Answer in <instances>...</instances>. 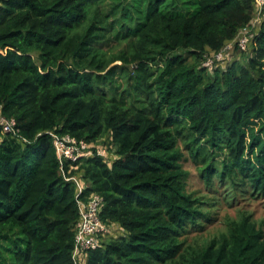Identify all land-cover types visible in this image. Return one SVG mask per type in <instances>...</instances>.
I'll list each match as a JSON object with an SVG mask.
<instances>
[{
    "label": "trees",
    "instance_id": "16d2710c",
    "mask_svg": "<svg viewBox=\"0 0 264 264\" xmlns=\"http://www.w3.org/2000/svg\"><path fill=\"white\" fill-rule=\"evenodd\" d=\"M255 17V0H0V113L28 140L0 132V264H74L76 185L49 130L118 155L66 167L123 229L82 264H264L248 210L199 236L219 201L264 200V21L202 65ZM189 158L221 197L189 191Z\"/></svg>",
    "mask_w": 264,
    "mask_h": 264
},
{
    "label": "built area",
    "instance_id": "2783aa9c",
    "mask_svg": "<svg viewBox=\"0 0 264 264\" xmlns=\"http://www.w3.org/2000/svg\"><path fill=\"white\" fill-rule=\"evenodd\" d=\"M256 1V17L251 24L243 27L237 37L223 46L219 51L207 54L203 66L213 70L217 64L225 63L226 59L233 57L235 48L246 51L249 48L252 37L258 33L264 21V0ZM0 132L11 134L23 141H28L19 131L17 120L0 113ZM54 141L59 158L60 168L66 180L76 185V201L79 210V219L75 226V246L73 251L74 264H82L88 251L100 246L103 238L111 235L118 236L123 232L121 226L102 218L104 198L98 193H85L86 185L78 175L67 174V164L74 167V163L81 159L101 156L110 160V146L107 144L89 143L70 134H62L54 130L47 131ZM113 146V145H112Z\"/></svg>",
    "mask_w": 264,
    "mask_h": 264
},
{
    "label": "rangeland",
    "instance_id": "374dc122",
    "mask_svg": "<svg viewBox=\"0 0 264 264\" xmlns=\"http://www.w3.org/2000/svg\"><path fill=\"white\" fill-rule=\"evenodd\" d=\"M187 6V5H186ZM186 6L183 9H187ZM222 65H226L222 63ZM211 71V70H210ZM115 146H110V160L113 161L118 157L115 154ZM184 166L190 171L189 178V191H195L197 194H206L213 197H221L223 194L218 190L209 189L202 180L200 173L194 164L193 160L189 158L184 161ZM240 209L248 210L252 212L254 218L258 221V224L264 229V200L262 199H241L238 202V206H231L224 201H219L214 207L213 216L217 219L213 223H208L202 234H199L201 238H209L219 233L226 228V221L229 217H236L239 215Z\"/></svg>",
    "mask_w": 264,
    "mask_h": 264
}]
</instances>
